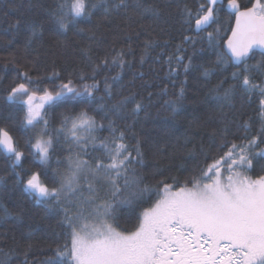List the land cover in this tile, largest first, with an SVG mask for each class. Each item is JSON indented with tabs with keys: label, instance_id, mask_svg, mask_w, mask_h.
<instances>
[{
	"label": "snow or ice",
	"instance_id": "obj_1",
	"mask_svg": "<svg viewBox=\"0 0 264 264\" xmlns=\"http://www.w3.org/2000/svg\"><path fill=\"white\" fill-rule=\"evenodd\" d=\"M166 9H174L181 36L168 73L182 68L185 75L165 101L173 115L182 108L190 70L210 78L234 69L209 89L216 111L190 121L185 147L210 130L193 145L189 158L196 162L183 180L152 184L149 175L160 170L143 171L144 142L133 129L153 93L142 95L150 84L126 58L134 57L131 44L117 48V35L105 49L99 24L79 28L89 41L79 49L82 66L57 69L53 59L49 71L29 51L33 38L43 36L34 24L24 55L11 58L18 70L0 90V158L27 198L61 216L57 235L64 238L39 264H264V0H54L47 11L62 34L82 18L122 16L117 27L130 39L129 32L140 35L134 18L141 30L149 19L148 35L158 24L169 31L173 12ZM156 43L144 40L140 65ZM197 44L215 59L194 64ZM185 45L193 49L186 62ZM125 69L132 72L127 81ZM253 103L255 117L245 113ZM0 213L11 215L6 208ZM122 213L134 220L131 229L119 228ZM11 259L0 248V264Z\"/></svg>",
	"mask_w": 264,
	"mask_h": 264
},
{
	"label": "trees",
	"instance_id": "obj_2",
	"mask_svg": "<svg viewBox=\"0 0 264 264\" xmlns=\"http://www.w3.org/2000/svg\"><path fill=\"white\" fill-rule=\"evenodd\" d=\"M53 2L54 0H0V90L11 83L18 70L10 61L13 55L17 57L24 55V45L31 34L32 25H42L43 36L39 40L33 38L29 51L35 49L32 55L35 56L38 53L41 66L50 71L53 59L56 61L57 69L71 70L73 66H82L79 49L86 47L89 41L88 33H79L78 29L95 28L99 24L97 36L106 38L103 46L105 49L117 35L120 37L116 41L117 48L124 47L127 50V46L131 44L134 57L126 58L134 60L133 70L143 71L146 74L144 79L150 84V87L142 91V95L147 97L148 92L153 93L151 105L136 117L133 129L135 137L144 142L147 168L143 171L151 174L153 169L160 170V174L154 179L149 175V182L152 184L169 177H179L183 180L189 174L187 170L191 169L196 162L189 158L193 145H198L200 136L210 130L201 129L192 143L185 147V137L193 131L190 121L203 120L209 112L216 111L215 101L209 95V89L222 76H229L234 69L229 67L223 73L217 71L210 78L201 76L199 70H190L184 85L186 93L182 108L173 115L170 108L165 105V101L174 98V93L179 90L181 81L185 79L182 68L178 69L180 75L168 73V57L176 54V45L181 42L174 9H166V12H173V17L169 20V31L161 32L160 27L163 25L158 24L155 31L148 35L151 31L147 27L150 23L149 19L146 18L143 21L145 28L141 30L134 18L132 27L140 32V35L129 32L130 39H128L117 27L122 25V16H114L111 21H107L100 19L99 14L93 16L91 21L87 18L80 19L75 27L70 26L67 33L62 34L47 11ZM145 2H152V0H145ZM158 2L163 3L164 0H158ZM245 2L246 0H241V3ZM149 38L157 43L149 48L144 64L140 65L139 57L143 42ZM224 38L226 39V36ZM166 40L168 43L165 46ZM76 41L79 43L77 44ZM185 47L188 49L185 53L186 62L187 56L193 55V49L187 45ZM202 47L200 44L196 45L195 55H193V63L196 65L215 59L213 53L201 52ZM93 49L95 51V45ZM100 54L102 55L103 51ZM21 63L25 61L21 60ZM115 71L113 70L110 74H115ZM103 75L104 73H101L100 78ZM131 75L130 70H124L125 81L130 79ZM142 83L143 81L137 79L138 89ZM166 85L167 95L163 94ZM145 102L147 103V99ZM254 107L255 103L247 108L246 115L255 117ZM101 135H107V132H102ZM129 143H134V138L130 139ZM157 148L162 151L158 153ZM197 159L200 158L197 157ZM9 166L10 163L6 164L0 158V209L6 208L11 213L7 217L0 213V248L5 252L11 251V264H39L51 254L50 249L55 247V241L59 240L61 244L64 242V238L57 235L61 231L59 226L61 216L47 209L45 205L37 204L27 198L21 186L14 184L13 177L8 172ZM24 166L29 167L27 160ZM168 182L172 181L169 179ZM117 223L120 229H131L134 220H130L127 213H122Z\"/></svg>",
	"mask_w": 264,
	"mask_h": 264
}]
</instances>
